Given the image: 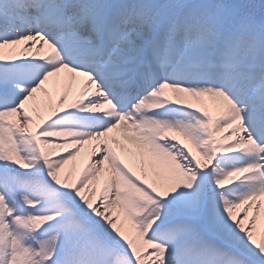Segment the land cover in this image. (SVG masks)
Masks as SVG:
<instances>
[{"label":"snow or ice","instance_id":"snow-or-ice-1","mask_svg":"<svg viewBox=\"0 0 264 264\" xmlns=\"http://www.w3.org/2000/svg\"><path fill=\"white\" fill-rule=\"evenodd\" d=\"M262 204L264 0H0V264H264Z\"/></svg>","mask_w":264,"mask_h":264},{"label":"bare ground","instance_id":"bare-ground-1","mask_svg":"<svg viewBox=\"0 0 264 264\" xmlns=\"http://www.w3.org/2000/svg\"><path fill=\"white\" fill-rule=\"evenodd\" d=\"M46 87L48 88V90L50 92L53 93V96L55 97V95L57 94V89H55L53 87V85L51 83H49L48 85H46ZM74 96V92L70 91L69 92V99H72ZM38 99L43 101L45 99L44 95L42 93H38ZM90 145L85 146V148L82 150V152L77 156L76 158V163L78 165V167H82L83 163L85 162V157L86 154L90 151ZM260 213L264 214V204H262Z\"/></svg>","mask_w":264,"mask_h":264},{"label":"rangeland","instance_id":"rangeland-1","mask_svg":"<svg viewBox=\"0 0 264 264\" xmlns=\"http://www.w3.org/2000/svg\"><path fill=\"white\" fill-rule=\"evenodd\" d=\"M184 143H187L186 141H183ZM189 147H190V145H189ZM193 151H194V149H193ZM261 214V216L262 217H264V214H262V213H260Z\"/></svg>","mask_w":264,"mask_h":264}]
</instances>
